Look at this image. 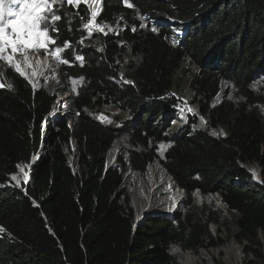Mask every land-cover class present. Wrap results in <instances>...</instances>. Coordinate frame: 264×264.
I'll use <instances>...</instances> for the list:
<instances>
[{"label": "trees", "instance_id": "obj_1", "mask_svg": "<svg viewBox=\"0 0 264 264\" xmlns=\"http://www.w3.org/2000/svg\"><path fill=\"white\" fill-rule=\"evenodd\" d=\"M129 2L132 7L103 0L97 23L108 26L107 34L95 31L90 38L84 4L57 12L58 32L49 30L56 39L52 46L69 42L60 52L68 61L61 70L67 80L80 78L82 84L72 98L73 124L63 121L60 131H53L51 155L35 159L55 95L35 89L4 65L11 88L0 87V226L5 231L0 264H181L172 246L195 251L217 246L223 239L213 237L210 224L228 226L220 208H193L197 194L217 195L238 213L233 236L247 241L244 264H264V125L258 111L264 97L256 87L264 77V0ZM169 20L184 31L180 45L165 39L172 29H151L154 22ZM186 61L199 68L191 81L199 115L212 126L227 125L226 136L197 127L198 115H189L176 134L167 133L180 103L172 96L175 76ZM223 79L243 99L211 108ZM110 104L134 118L121 128L103 122L96 114ZM119 134H128L136 149L105 173L106 154ZM73 138L79 172L65 151ZM164 141L172 144L162 157ZM156 159L186 190L187 212L151 217L134 231L130 196L122 189L124 171L131 165L144 172ZM21 163L29 166L30 184L17 187L11 176ZM243 163L260 164L261 183Z\"/></svg>", "mask_w": 264, "mask_h": 264}, {"label": "rangeland", "instance_id": "obj_2", "mask_svg": "<svg viewBox=\"0 0 264 264\" xmlns=\"http://www.w3.org/2000/svg\"><path fill=\"white\" fill-rule=\"evenodd\" d=\"M84 4L86 6L85 3H81L78 7H73L75 9H79L80 6ZM10 6V0H5V11H7V8ZM14 8H18V5H11ZM54 7H59L60 9H65L66 7H69V5H67L66 3H58L57 5H55ZM101 8H103V3ZM86 9L88 10L89 16L91 18V10L89 8ZM102 9H100L99 14L101 12ZM99 14L96 16L95 19V23H97V17L99 16ZM147 19H143V27L146 26ZM88 23V22H87ZM100 25V24H99ZM102 26V25H101ZM166 26L170 29H172L173 31H177L179 30L177 28V23L171 22V23H155L152 26V30L153 28L156 29V33H159L160 29ZM95 31L98 30H93L91 34L88 35V37L90 38ZM100 32V31H99ZM89 33V32H88ZM102 33H107V29L104 28V32ZM50 35V34H49ZM51 36V35H50ZM174 35H168L165 37V39L167 40V42L173 46H177L176 41L173 39ZM53 40H56L53 36H51ZM53 44L49 43V53H45L44 50H40L37 53H40L42 55L48 56L49 60H50V65H51V73L49 75H45L43 76V81L40 85H38V87H34L35 89H40L43 88L45 90H47L49 93L55 95L56 99L54 101L53 107H55L54 105H59V98L61 99V112L63 114H61V116L59 118H56L54 120L50 119V114H48L45 119L42 121L43 125L42 127L44 128V122L47 123V127L46 130H42L41 134H42V138H43V144L41 145V149H40V153L36 155L35 159H39L40 157H46L51 155V153L53 152V131H60V128L58 127L59 123H62L63 121L67 122V125L70 126L73 124V115L76 113L73 107V103H72V98L73 96L77 93L78 88L80 87V85L82 84V80L80 78H71V79H66L62 70H61V65H62V60H64L61 57V53H58L57 55H52L50 54L52 51L55 50V48H53L52 46ZM34 52V51H32ZM11 50L9 49L5 55L10 54ZM36 53V52H35ZM22 56V55H21ZM6 63L4 60H0V76L2 77V81L1 83H3L5 86L6 85H11V80L8 78L7 76V71L5 69ZM6 67H9L6 65ZM12 68V67H11ZM13 69V68H12ZM199 72V68L196 65H193L191 63H189L188 61H186L182 68L178 71L177 75L175 76V84L172 88V96H175L177 99H179L180 103H179V107H178V114L176 115V117H174L172 120L169 121V123L167 124V133L170 134H176V132H178L183 125H185L188 121L189 115L192 116H197L199 117V122L197 124V127L199 128H208L214 135L216 136H226L229 132V128L227 125L224 124H220L217 127L216 126H212L209 123V120L203 116V115H199V111H200V107H199V103L198 101H194L195 99V92L191 89V81L193 80L194 74ZM57 76V82L53 84L52 81L53 77ZM261 82H257L256 87H259L257 90L259 91L258 93L264 97V82L262 79H259ZM125 83H127L126 80H124ZM129 82V81H128ZM220 88L223 92V97L225 98V100L231 101L234 104H237L238 100L237 99V95H236V88L234 87L233 84H225L223 83V80L220 81ZM52 107V109H53ZM189 109H191V111H189ZM258 111L259 114L261 115L262 118V123L264 125V103L259 104L258 106ZM52 112V110H51ZM96 116L102 120L103 122L113 125L114 127L117 128H121L123 126V124L134 118V115L132 114V112L123 109L122 107H120V105L118 104H110L107 106H104L102 109V112H97ZM48 118V119H47ZM203 118V119H201ZM127 138L130 141L129 135L128 134H119V136H117L114 140L118 139V138ZM75 139L71 140V144L74 143ZM114 142V141H113ZM70 144V145H71ZM172 144L171 141H164L162 143L159 144V154L160 156H164L166 150L170 147V145ZM129 149H136L132 144L130 148H127V150ZM140 149V148H138ZM65 151L69 154L70 157V146H66L65 147ZM129 154V153H128ZM126 159L125 156H120ZM157 160V159H156ZM70 161V159H69ZM78 162V161H77ZM25 174H23V177H26L25 181H21V182H16L15 180H13V174L11 176V180L12 183L14 185H16L17 187H22V184L25 182L29 181L30 178V169L29 166L25 165ZM79 166V165H78ZM118 166V165H117ZM80 171V167L79 170L77 172ZM19 183V184H18ZM122 189H126L123 185H122ZM128 192V190H127ZM129 194V193H128ZM130 196V195H129ZM219 202H220V206L215 204L214 201V196L210 195V196H202L200 194H197L194 196V200H193V208L198 211L199 208L203 207L204 205H213L215 207V209L220 208L222 210V221H226L228 226H223L218 223H212V226L214 225L217 229V232H211V234L213 235V237L215 239H219L220 237L223 239V243L227 240L230 239L232 237H234V229H235V222L236 219L238 217V213L236 211H232L230 209L227 208V206L225 204H223L221 202V200L219 199V197L216 195L215 196ZM188 200V195L186 194V199L184 202V208L182 211H178V213H182L185 214L187 212V206H186V201ZM133 208V207H132ZM134 210V208H133ZM135 213V211H134ZM176 214V213H175ZM156 216H168V217H172L169 215H164V214H156ZM210 224V228L212 227ZM228 227H230V231L228 229ZM245 243H247V241H244ZM243 242V243H244ZM242 243V244H243ZM180 246V245H179ZM175 246H172V248L170 249V252L174 255H176L177 257H179L177 254H175L173 252V248ZM181 262V260H180ZM182 264V262H181Z\"/></svg>", "mask_w": 264, "mask_h": 264}, {"label": "bare ground", "instance_id": "obj_3", "mask_svg": "<svg viewBox=\"0 0 264 264\" xmlns=\"http://www.w3.org/2000/svg\"><path fill=\"white\" fill-rule=\"evenodd\" d=\"M102 3L103 0H100L99 11ZM27 55L30 58L32 67L28 66V63L24 61L23 56L19 53L15 54L14 59L21 64L31 84L38 87L43 81V76L52 74L49 57L32 51H28ZM53 80V84L56 83L57 76H54ZM1 81L2 77L0 76V83ZM58 103L59 105H54L55 107L51 109L52 112L49 113L51 120L59 118L63 114L60 109L62 107L60 98ZM130 147L131 143L127 138L122 137L114 140L106 155L107 163L115 166L118 164L120 156L128 158L127 148ZM69 152L70 163L74 171H78L75 143L70 145ZM248 168L252 173L255 172V177L259 178L260 168L256 163L248 164ZM23 174H25V166L21 163L13 174V177H15L13 180L16 182L25 181L26 177H23ZM123 186L128 190L130 203L137 218L143 217L146 213L166 214L174 217L175 213L182 211L184 208L185 192L173 181L171 175L160 165L158 160L150 162L144 172L137 171L131 165H128L124 171ZM212 229L217 232L214 226ZM174 246L173 252L180 257L182 264H244L245 262V246L233 238L227 239L217 246L204 247L198 251H189L181 246Z\"/></svg>", "mask_w": 264, "mask_h": 264}, {"label": "snow or ice", "instance_id": "obj_4", "mask_svg": "<svg viewBox=\"0 0 264 264\" xmlns=\"http://www.w3.org/2000/svg\"><path fill=\"white\" fill-rule=\"evenodd\" d=\"M81 2H84L87 8L92 10L91 18L84 25L89 34L93 30L104 32V28L108 26H101L95 23L99 12L100 0H10V6L7 11H5V0H0V60H4L7 66L12 67L14 71L27 79L21 64L14 59L15 54L19 53L22 55L28 66L32 67L30 58L27 55L28 51L39 52L44 50L45 53H49V43L55 44V40L49 35V30L51 29L52 33L58 32L55 25L57 21L61 20V16L57 15L60 8L54 6L58 3H66L69 6L78 7ZM123 2L126 6L132 7L129 0H123ZM11 5H18L19 7L14 8ZM132 30L135 31V28ZM153 31H156V29L153 28ZM69 46V42L65 41L63 42V47H56L50 54L55 56L63 51V48ZM9 49L11 54L5 55ZM76 59L82 61L83 57L77 56ZM60 62L68 63L67 60ZM129 83L131 82L129 81ZM4 86L3 83H0V87ZM7 87L11 88V85L9 84ZM253 175H256L254 171ZM0 231H3V229L0 228Z\"/></svg>", "mask_w": 264, "mask_h": 264}, {"label": "water", "instance_id": "obj_5", "mask_svg": "<svg viewBox=\"0 0 264 264\" xmlns=\"http://www.w3.org/2000/svg\"><path fill=\"white\" fill-rule=\"evenodd\" d=\"M102 9V8H101ZM159 24L161 23V22H158ZM142 115H143V113H141V115H140V119L142 118ZM73 139H75V138H73ZM74 143H75V146H76V148H77V150H78V143H77V140L75 139V141H74ZM41 149V148H40ZM39 153H40V151H39ZM38 153V154H39ZM107 155V154H106ZM76 157H77V160H78V167H80V161H79V155H78V153H77V155H76ZM41 158V157H40ZM158 160V162L160 163V165L168 172V170L163 166V164L161 163V161L159 160V159H157ZM70 162V161H69ZM23 164V163H22ZM24 165V164H23ZM70 165H71V163H70ZM118 164H116L115 166H117ZM256 165L257 166H259V168H260V175H259V178H257V177H255L254 175V177H253V181H258V182H260L261 183V176H262V167L260 166V164L259 163H256ZM72 166V165H71ZM243 166L250 172V173H252V171L248 168V164L247 163H243ZM112 167H114L113 165H109L108 163H107V160H106V158H105V173H107ZM74 170V169H73ZM169 173V172H168ZM170 174V173H169ZM253 174V173H252ZM171 175V174H170ZM171 177H172V179H173V181L185 192V194H187V192H186V190L184 189V188H182L176 181H175V179L173 178V176L171 175ZM25 184L26 185H29L30 184V178H29V181L28 182H25ZM214 196V195H213ZM214 201H215V204H217V205H219L220 206V202H219V200L214 196ZM131 204V203H130ZM155 215H156V213L155 214H153V213H146L143 217H141V218H137L136 217V215H135V213H134V226H133V230L134 231H136L137 230V228L144 222V221H146V220H149L151 217H155ZM164 215H166V214H164ZM172 218H173V216H172ZM211 226H212V224H211ZM214 226V225H213ZM213 226L210 228V231L211 232H213L214 233V231H213ZM215 227V226H214ZM216 228V227H215ZM233 239H235V240H237L236 239V237H232ZM260 238H261V240L264 242V235H263V233L261 232L260 233ZM245 242L243 243V245L245 246ZM178 247H179V245H177ZM187 250H189V251H192L191 249H187ZM245 255H246V253H245ZM179 258V260H181L180 259V257H178ZM182 262V261H181Z\"/></svg>", "mask_w": 264, "mask_h": 264}, {"label": "built area", "instance_id": "obj_6", "mask_svg": "<svg viewBox=\"0 0 264 264\" xmlns=\"http://www.w3.org/2000/svg\"><path fill=\"white\" fill-rule=\"evenodd\" d=\"M146 17H143V19H145ZM147 19V18H146ZM158 22H161V21H157V22H154L153 24H155V23H158ZM171 22H174L173 20H169V21H167V22H165L166 24L167 23H171ZM162 23H164V22H162ZM178 25V24H177ZM177 28L179 29V30H177V31H174L175 33H169L168 35H174L173 36V39L176 41V43H177V45H180L183 41L181 40L182 39V37L184 36V31H183V29H182V27L181 26H177ZM152 29V28H151ZM167 35V36H168ZM173 46H175V45H173ZM260 79H262V80H264V77H262V78H260ZM127 82L128 81H130V80H126ZM222 81V80H221ZM260 81V80H259ZM223 83H225V84H233V83H231L230 81H228V80H225V79H223ZM234 85V84H233ZM235 87V86H234ZM224 95H223V92H222V90H221V88H220V86H219V90H218V92H217V94L214 96V98L212 99V101H211V103H212V105L214 106V107H216V106H218V105H220V104H222V103H224L225 101H227V100H225V98L223 97ZM240 98H242V97H240ZM239 97L237 98V99H240ZM243 99V98H242ZM240 100H238V102H239ZM238 102H237V104H238ZM0 228H2L1 226H0ZM3 229V228H2ZM4 233H5V231H4V229H3V231H0V239H2L3 237H4Z\"/></svg>", "mask_w": 264, "mask_h": 264}, {"label": "clouds", "instance_id": "obj_7", "mask_svg": "<svg viewBox=\"0 0 264 264\" xmlns=\"http://www.w3.org/2000/svg\"><path fill=\"white\" fill-rule=\"evenodd\" d=\"M130 3V2H129ZM131 4V3H130ZM132 5V4H131ZM146 24V23H145ZM28 80V79H27ZM29 81V80H28ZM30 82V81H29ZM31 83V82H30ZM32 85V84H31ZM33 86V85H32ZM34 87V86H33ZM210 105H211V108H214V106L212 105V103H210ZM51 112V111H50ZM49 112V113H50ZM70 127H71V125H70Z\"/></svg>", "mask_w": 264, "mask_h": 264}]
</instances>
